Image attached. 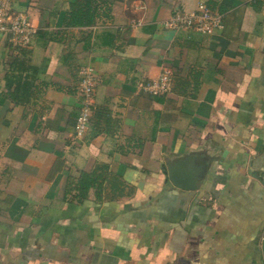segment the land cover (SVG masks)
Returning <instances> with one entry per match:
<instances>
[{
  "label": "crops",
  "instance_id": "0c3cea01",
  "mask_svg": "<svg viewBox=\"0 0 264 264\" xmlns=\"http://www.w3.org/2000/svg\"><path fill=\"white\" fill-rule=\"evenodd\" d=\"M75 1L12 0L36 33L0 35V264H264V0H97L66 26ZM200 3L220 30L165 25ZM82 65L99 83L77 137Z\"/></svg>",
  "mask_w": 264,
  "mask_h": 264
},
{
  "label": "built area",
  "instance_id": "2783aa9c",
  "mask_svg": "<svg viewBox=\"0 0 264 264\" xmlns=\"http://www.w3.org/2000/svg\"><path fill=\"white\" fill-rule=\"evenodd\" d=\"M12 0H0V35L15 47L26 48L36 33L26 13L12 12ZM172 29H193L203 34H213L223 27L222 14L200 3L191 12H176L165 23ZM79 93L81 103L74 124L75 136H82L89 125L93 111V95L99 79L89 65L78 68ZM173 78V70L162 67L157 78L143 85V89L152 95L169 92Z\"/></svg>",
  "mask_w": 264,
  "mask_h": 264
},
{
  "label": "trees",
  "instance_id": "16d2710c",
  "mask_svg": "<svg viewBox=\"0 0 264 264\" xmlns=\"http://www.w3.org/2000/svg\"><path fill=\"white\" fill-rule=\"evenodd\" d=\"M111 1L112 0L102 1L103 4L106 5L108 11L110 10L109 5ZM97 7V0H76L72 2L65 16V25L85 27L94 24L98 15L96 12ZM106 16H108V14H106ZM22 86L24 87L23 84ZM94 181L95 179L92 177V174L82 172L78 181V186H80L82 192L85 193V191H88V189L94 185Z\"/></svg>",
  "mask_w": 264,
  "mask_h": 264
},
{
  "label": "water",
  "instance_id": "95a60500",
  "mask_svg": "<svg viewBox=\"0 0 264 264\" xmlns=\"http://www.w3.org/2000/svg\"><path fill=\"white\" fill-rule=\"evenodd\" d=\"M189 174L186 170L181 169L180 165L175 166L173 169L169 170V180L172 184L176 187H179L184 190H193L197 186L194 184V179L189 178ZM262 250L264 255V235H263V242H262Z\"/></svg>",
  "mask_w": 264,
  "mask_h": 264
},
{
  "label": "rangeland",
  "instance_id": "374dc122",
  "mask_svg": "<svg viewBox=\"0 0 264 264\" xmlns=\"http://www.w3.org/2000/svg\"><path fill=\"white\" fill-rule=\"evenodd\" d=\"M147 92V91H146ZM148 93V92H147ZM149 94H151V93H149ZM152 95V94H151Z\"/></svg>",
  "mask_w": 264,
  "mask_h": 264
}]
</instances>
